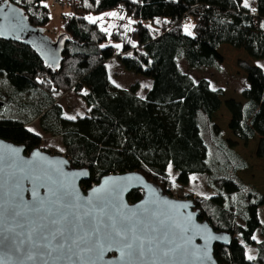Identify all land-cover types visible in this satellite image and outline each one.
I'll use <instances>...</instances> for the list:
<instances>
[{"label": "trees", "instance_id": "16d2710c", "mask_svg": "<svg viewBox=\"0 0 264 264\" xmlns=\"http://www.w3.org/2000/svg\"><path fill=\"white\" fill-rule=\"evenodd\" d=\"M11 1L33 25L47 27L46 0ZM249 3L245 9L242 0H79L62 14L71 39L56 70L29 46L0 38V74L12 88L9 105L16 106V115L5 113L9 105L0 108V138L24 144L28 152L42 148L43 137L27 127L38 120L44 133L61 138L72 166L89 169L84 190L106 175L137 171L176 197V186L189 184L192 175H205L214 194L196 200L201 219L233 236L229 246H215L218 263L264 264V179L260 189L241 179L239 173L250 164L237 151L238 142H254V157L264 163V68L248 59L238 62L246 74L241 100L225 98L224 89L180 66L184 59L191 69L221 71L223 45L264 59V0ZM111 10L124 19L107 32L101 31L100 20L85 19ZM129 19L134 23L126 31ZM190 19L195 25L191 36L184 31ZM112 59L152 81L144 97L138 95V84L130 89L112 84ZM26 93L31 97H20ZM68 93L87 107L75 120L67 119L57 103L58 95ZM223 106L232 138L215 119ZM164 154L179 172L175 179L155 165L156 159L167 158ZM142 198L139 189L128 196L130 203ZM257 234L260 241L252 239ZM246 246L257 249L255 259H248Z\"/></svg>", "mask_w": 264, "mask_h": 264}, {"label": "snow or ice", "instance_id": "6c2138e0", "mask_svg": "<svg viewBox=\"0 0 264 264\" xmlns=\"http://www.w3.org/2000/svg\"><path fill=\"white\" fill-rule=\"evenodd\" d=\"M3 3L7 4V0H3ZM44 7L48 5L44 4ZM242 7L249 9V0H242ZM4 11L0 7V13ZM251 11L255 12L256 9L251 8ZM9 12L14 18L16 10L12 8ZM104 15L124 19L117 12ZM103 18L85 17L92 24ZM132 23L134 21L129 19L128 25L124 26L126 31L132 30L129 27ZM193 27L195 25H184L187 35H192ZM101 31L107 32L108 29L101 27ZM3 35L5 33L0 31V36ZM15 38L19 39V36ZM115 47L120 48L121 45L116 44ZM67 119L75 120L76 116H67ZM28 131L34 130L30 128ZM42 160L39 152L27 161L19 158L18 149L0 152V178L5 183L10 181L15 189L16 202L9 203L5 211L10 219L20 218L16 227L25 229L20 245H24L27 260L68 259L78 264H101L105 254L112 251L117 252L118 256L109 264H171L178 259H191L204 264L211 260L207 247L202 250L191 248V240L186 238L190 229L172 221L171 217H163L155 206L156 201L148 200L145 205L130 208L122 202L124 189L115 184L111 189L95 188L87 197H82L74 181L68 183L60 179L57 175L59 169L42 166ZM61 164H67V161H61ZM168 168L171 172V164ZM79 175L87 177L88 173L81 172ZM25 181L29 188H25ZM107 184L108 181H105ZM26 191L30 193V202L24 201ZM102 192L105 195L101 196ZM6 231L11 233L15 228L10 226ZM214 239L217 238L208 235L205 244ZM15 250L20 252L21 247L18 245ZM248 259L255 257L249 255Z\"/></svg>", "mask_w": 264, "mask_h": 264}, {"label": "water", "instance_id": "95a60500", "mask_svg": "<svg viewBox=\"0 0 264 264\" xmlns=\"http://www.w3.org/2000/svg\"><path fill=\"white\" fill-rule=\"evenodd\" d=\"M0 7L5 9L4 13H0V31H3L5 35L0 36V38L29 46L47 67L56 70L62 61L64 46L71 39L70 34L61 31L53 39L47 34L46 28L33 25L24 10L11 0H7V4H4L3 0H0ZM12 8L16 10L14 18L9 12V9ZM5 16L7 18H4ZM16 36H19V39H16ZM10 149H18L19 158L25 161L32 160L35 153L39 152L43 158L41 161L42 166L59 169L57 173L59 178L68 183L74 181L75 188L82 197H87L95 188L111 189L115 184L124 189L122 202L130 208L145 205V202L148 200L156 201L155 206L162 212L163 217H171L172 221L190 229L186 238L191 240L192 249L202 250L204 247L208 248L211 260L205 261L204 264H219L215 257V246L217 244L229 246L233 240L230 232L216 231L210 222L201 219V213L200 209L197 208L196 199L173 197L165 192L160 185L150 182L140 172L133 171L121 174H109L104 176L98 184L84 190L82 183L90 180L91 177L89 169L72 166L70 159L66 155L53 154L42 148H36L28 152L24 144H16L0 138V152L8 153ZM61 161H67V164H61ZM5 167L7 168V165ZM81 172H87L88 176H80L79 174ZM105 181H108L107 185H105ZM29 187L30 185L25 181V188ZM138 189L143 191V198L136 203H130L128 196L132 191ZM14 191L15 189L10 181L5 183L0 178V264H78L77 261L68 259L29 261L25 258L23 252L24 245H20V241L24 239L23 234L25 229L16 227L17 220L20 218L16 220L10 219L5 211L9 203L16 202ZM43 194L44 190L42 189L41 195ZM100 195L103 196L105 193L102 192ZM30 200V193L26 191L24 193V201L30 202ZM10 226L15 228L14 232L10 233L6 231ZM208 235L214 236L217 239L211 240L206 245L205 240ZM18 245L21 247L20 252L15 250ZM117 256L118 253L115 251L106 253L105 259L101 264H109V261H115ZM80 264H83V262H80ZM171 264H199V262L191 259H178L171 262Z\"/></svg>", "mask_w": 264, "mask_h": 264}, {"label": "rangeland", "instance_id": "374dc122", "mask_svg": "<svg viewBox=\"0 0 264 264\" xmlns=\"http://www.w3.org/2000/svg\"><path fill=\"white\" fill-rule=\"evenodd\" d=\"M46 4L50 8L51 20L48 23L46 30L47 34L55 39L56 35L64 31V23L65 21L62 18L63 13H68L70 11L69 7L63 8L61 6L54 5L50 2H46ZM109 12H117L114 10L107 11ZM94 15L93 17L103 16V20L100 21L102 27L111 30L108 26L110 24L117 25L119 21V17H112V19H108L109 16L104 15ZM118 13V12H117ZM119 14V13H118ZM186 24L194 25L192 19L187 20ZM191 32L193 35V28H191ZM221 54L224 58V63L221 71L216 69L209 70H196L189 68L187 62L184 59L180 60L181 68L190 73L196 79L207 78L211 81V84L215 88H224L225 98L234 97L235 99L242 100L243 90L246 87V74L243 70L238 67V62L240 60L248 59L250 62L257 66H264V59H254L250 58L244 51L236 50L229 45H223L220 48ZM108 69L110 74V80L112 84L121 89H130L133 85L138 84L139 91L138 95L140 97H144L147 90L150 88L152 81L149 78H146L142 75H138L136 73L130 72L126 70L117 59H112L108 63ZM147 86V87H146ZM12 93V88L9 82L0 74V108H3L5 105H9V99ZM4 95V97H2ZM21 98H30V93H26L25 95H20ZM57 103H59L64 110V116H76V118L84 115L87 107L83 100L76 95L75 93H68L63 95H58ZM16 106L9 105L8 110L5 111L7 115H16L15 114ZM12 112V113H11ZM11 113V114H8ZM216 121L218 124L224 129L226 132V136L232 138L230 131L227 128L228 120L230 119V114L225 106L219 111L216 115ZM28 129H33L35 134L41 135L43 137V146L42 149L49 151L53 154H63L64 147L59 137H52L50 134L44 133L39 126V121L35 120L27 125ZM254 142L249 143L248 145H244L243 142H238L237 151L240 153L242 157H244L250 164L248 170L242 171L239 173L241 179L256 188H261L263 179H264V163L260 160H257L254 157ZM167 158H158L155 161V165L160 167L162 170L166 171L171 175L172 178H176L179 175V172L172 166L170 162V158L167 154H164ZM169 164H171V172H169ZM192 177L196 179L193 180ZM189 184L184 186H176L177 195L176 198H183L188 194H193L198 197H206L214 194L213 189H211L208 185L207 177L205 175H192ZM261 218L264 221V209L261 211ZM261 237L259 234L256 235V240L260 241ZM247 256L251 255L254 257L255 252L257 253V249L252 246H246Z\"/></svg>", "mask_w": 264, "mask_h": 264}, {"label": "built area", "instance_id": "2783aa9c", "mask_svg": "<svg viewBox=\"0 0 264 264\" xmlns=\"http://www.w3.org/2000/svg\"><path fill=\"white\" fill-rule=\"evenodd\" d=\"M46 1H48L54 5H57V6H61L63 8H66V7H69V6H72L74 4L79 3V0H46ZM193 198L196 200L202 199L201 197H198V196H194Z\"/></svg>", "mask_w": 264, "mask_h": 264}, {"label": "crops", "instance_id": "0c3cea01", "mask_svg": "<svg viewBox=\"0 0 264 264\" xmlns=\"http://www.w3.org/2000/svg\"><path fill=\"white\" fill-rule=\"evenodd\" d=\"M262 68H264V66H262V65H260ZM222 89H224V88H222ZM264 209V207H262L261 209H260V215H261V211ZM261 237V236H260ZM257 253L255 252V254H254V256L256 255Z\"/></svg>", "mask_w": 264, "mask_h": 264}]
</instances>
